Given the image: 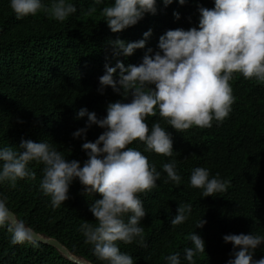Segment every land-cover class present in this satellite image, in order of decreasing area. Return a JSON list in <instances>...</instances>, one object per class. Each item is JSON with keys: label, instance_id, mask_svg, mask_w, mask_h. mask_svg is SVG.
I'll return each mask as SVG.
<instances>
[{"label": "trees", "instance_id": "trees-1", "mask_svg": "<svg viewBox=\"0 0 264 264\" xmlns=\"http://www.w3.org/2000/svg\"><path fill=\"white\" fill-rule=\"evenodd\" d=\"M42 2L50 6L52 0ZM68 2L77 12L60 22L42 11L17 19L10 0H0V147H18L22 139L37 143L46 140L67 160H77L83 167L88 156L82 144L95 142L106 129L94 124L86 132V140L74 138L72 134L87 122V116L76 118L79 109L87 108L104 118L109 103L131 101V96L125 98L111 87H105L103 94L98 91L105 64L115 67L119 60L126 67L140 65L148 48L153 49L150 55L159 51V38L168 30L198 28V8L213 9L214 0H186L184 5L174 0L167 7L157 0L156 14L145 13L136 25L115 33L101 14L102 8L114 0H103L100 5L94 0ZM89 7L97 11L89 15ZM174 11L180 14L179 20L173 16ZM149 29L152 34L144 49L128 57L112 55L109 41H139ZM118 73L119 69L114 79H118ZM229 83L235 97L232 110L222 122L213 120L210 128L193 126L178 132L159 116L158 109L156 116L146 118L149 128L158 121L170 133L172 157L146 152L138 140L129 145L147 156L158 171H162L163 163L175 159L181 176L177 185L162 172L156 188L138 194L146 210L140 222L146 246H139L138 238L132 244L118 242L121 251L133 257L134 264H166L164 258L174 252H180L182 264H188L183 259L184 249L193 246L188 239L193 232L205 241V253L195 258L196 264H227L233 258V246L224 242V235H264V82L234 73ZM27 167L35 173V179H20L14 188L8 182L0 183V196L6 198L16 220H23L34 233L58 241L74 256L91 264H107L94 255L79 231L85 221L96 223L89 206L102 196L83 195L77 178L70 185L69 199L54 210L51 197L39 187L43 164L32 161ZM196 167L207 168L210 178L219 173L221 179L230 182L227 190L202 197L201 189L190 186V175ZM179 203H191L192 213L185 223L173 227L170 221ZM202 218L207 223L196 228ZM11 236L7 224L0 226V264H77L37 240L11 245ZM262 257L264 243L257 247L253 259Z\"/></svg>", "mask_w": 264, "mask_h": 264}, {"label": "clouds", "instance_id": "clouds-1", "mask_svg": "<svg viewBox=\"0 0 264 264\" xmlns=\"http://www.w3.org/2000/svg\"><path fill=\"white\" fill-rule=\"evenodd\" d=\"M102 2L94 0L96 5ZM173 2L162 0L165 7ZM178 3L184 5L186 0ZM156 4L157 0H114L102 8L101 14L115 33L136 25L145 13L156 14ZM10 8L17 19L42 11L60 22L77 12L68 0H52L50 6L42 0H10ZM96 11V7H89L88 14ZM198 11V28L168 30L159 38V51L150 55L153 49L148 48L140 65L126 67L119 60L115 67L105 64L98 91L103 94L105 87H111L125 98L131 96V101L109 103L104 118L87 108L79 109L76 118L87 116V122L72 134L74 138L86 140L85 134L94 124L106 129L95 142L82 144L88 156L83 167L77 160H67L61 150L46 140L37 143L22 139L18 147H0V183L8 182L14 188L20 179H35L27 165L40 162L44 167L39 187L51 197L54 210L69 199L70 185L77 178L83 195L102 196L89 206L96 223L85 221L79 231L94 255L107 264H134L133 257L122 252L118 242L132 244L138 238L139 246H146L140 223L146 210L138 194L156 188L162 172L168 180L181 183L175 159L163 163L162 171H158L140 150L129 147L138 140L146 152L173 156L170 133L158 121L149 128L146 118L156 116L158 109L159 116L178 132L193 126L210 128L213 120L222 122L232 110L235 97L229 82L234 73L264 82V0H214L213 9L199 7ZM173 16L180 19L178 12L174 11ZM151 34L149 29L143 34L144 39L135 42L119 38L109 41L112 55L131 56L135 50L145 48ZM117 69L118 79H114ZM229 183L219 173L210 178L204 167L194 168L190 175V186L201 189L202 197L225 192ZM191 213V203H179L171 225L185 223ZM206 223L202 218L196 228H203ZM5 224L12 234L11 245L34 243L33 229L23 220H13L6 198L0 196V226ZM188 239L193 246L184 249L183 259L196 264L195 258L205 253V241L195 232ZM223 240L233 246V258L227 264H264V257L253 259L257 247L264 243V235L228 234ZM164 259L166 264H182L180 252Z\"/></svg>", "mask_w": 264, "mask_h": 264}, {"label": "water", "instance_id": "water-1", "mask_svg": "<svg viewBox=\"0 0 264 264\" xmlns=\"http://www.w3.org/2000/svg\"><path fill=\"white\" fill-rule=\"evenodd\" d=\"M12 219L13 220H16L14 214H12ZM34 240H37L39 242H43V243H46L48 245H51L53 246L54 248H57L59 251H61L62 253L64 254H67V250L56 240H52V239H48V240H45V239H42L39 237L38 234L34 233Z\"/></svg>", "mask_w": 264, "mask_h": 264}, {"label": "rangeland", "instance_id": "rangeland-1", "mask_svg": "<svg viewBox=\"0 0 264 264\" xmlns=\"http://www.w3.org/2000/svg\"><path fill=\"white\" fill-rule=\"evenodd\" d=\"M40 238L48 240V238H46L45 236L39 235ZM64 258L73 261L77 264H91L90 262H88L87 260L74 256L73 254H71L70 252H67V254L62 253L61 251H59L57 248H55Z\"/></svg>", "mask_w": 264, "mask_h": 264}]
</instances>
